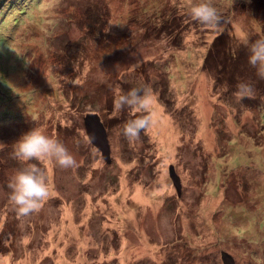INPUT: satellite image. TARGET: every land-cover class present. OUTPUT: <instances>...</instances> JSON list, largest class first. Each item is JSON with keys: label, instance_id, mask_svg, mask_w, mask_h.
<instances>
[{"label": "rangeland", "instance_id": "rangeland-1", "mask_svg": "<svg viewBox=\"0 0 264 264\" xmlns=\"http://www.w3.org/2000/svg\"><path fill=\"white\" fill-rule=\"evenodd\" d=\"M192 2L17 0L0 13V264H222L221 251L264 264V79L245 43L264 37V2L212 0L216 31L191 20ZM241 80L252 97L234 95ZM145 84L154 124L130 141L117 131L133 117L114 115L113 100ZM87 113L104 125L109 163ZM32 126L76 165L13 158ZM29 163L50 195L20 216L7 184Z\"/></svg>", "mask_w": 264, "mask_h": 264}, {"label": "clouds", "instance_id": "clouds-1", "mask_svg": "<svg viewBox=\"0 0 264 264\" xmlns=\"http://www.w3.org/2000/svg\"><path fill=\"white\" fill-rule=\"evenodd\" d=\"M191 20L210 30H219L222 15L212 0H193L187 8ZM245 43L248 48L247 62L256 69L260 79H264V37ZM103 71V70H102ZM252 83L241 80L236 84L234 95L243 100L254 95ZM155 100L154 90L150 85L132 87L126 92H118L113 100L114 115L128 109L129 118L118 129L117 135H123L130 141L140 138L142 131H147L154 124V113L151 110ZM140 113L141 115H136ZM8 145L0 141V150ZM11 155L20 162L48 161L61 168L68 169L76 165L74 156L65 144L55 136L46 134L40 127L32 126L22 132L11 143ZM9 200L20 216H28L39 211L50 195V185L44 169L36 163L16 169L9 177Z\"/></svg>", "mask_w": 264, "mask_h": 264}, {"label": "water", "instance_id": "water-1", "mask_svg": "<svg viewBox=\"0 0 264 264\" xmlns=\"http://www.w3.org/2000/svg\"><path fill=\"white\" fill-rule=\"evenodd\" d=\"M82 123H84V129L90 143L100 151L105 162L109 163L111 161L110 145H108L107 134L98 114L87 113L84 115ZM169 178H171L174 188L180 194L181 182L173 166L169 168ZM220 257L222 264H235L234 258L225 251H221Z\"/></svg>", "mask_w": 264, "mask_h": 264}, {"label": "trees", "instance_id": "trees-1", "mask_svg": "<svg viewBox=\"0 0 264 264\" xmlns=\"http://www.w3.org/2000/svg\"><path fill=\"white\" fill-rule=\"evenodd\" d=\"M17 0H0V13H2L3 12V9H9V8H12V7H14L15 5H14V3L16 2ZM254 2L256 1V0H253ZM260 1H263L264 2V0H260ZM253 3V2H252ZM251 3V4H252ZM263 9H264V5H262L261 6ZM247 49V48H246ZM234 56V55H233Z\"/></svg>", "mask_w": 264, "mask_h": 264}]
</instances>
